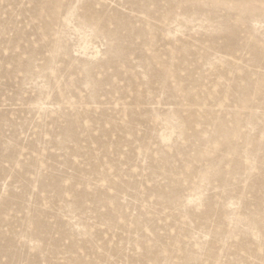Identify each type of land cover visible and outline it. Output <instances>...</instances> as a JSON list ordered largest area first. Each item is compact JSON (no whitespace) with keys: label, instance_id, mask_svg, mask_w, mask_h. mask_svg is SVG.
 I'll use <instances>...</instances> for the list:
<instances>
[{"label":"rangeland","instance_id":"1","mask_svg":"<svg viewBox=\"0 0 264 264\" xmlns=\"http://www.w3.org/2000/svg\"><path fill=\"white\" fill-rule=\"evenodd\" d=\"M75 2L0 0V264H264V14Z\"/></svg>","mask_w":264,"mask_h":264},{"label":"snow or ice","instance_id":"2","mask_svg":"<svg viewBox=\"0 0 264 264\" xmlns=\"http://www.w3.org/2000/svg\"><path fill=\"white\" fill-rule=\"evenodd\" d=\"M68 7L69 9V17L70 18H76L79 17L80 19L77 21L81 27H89L95 29L98 26V22L93 18L91 9L94 7H97L96 5H89L83 0H76L75 3H73L70 6H64ZM175 7H178L180 9L185 8H192V7H198L202 10L207 11L208 9L217 8V7H223L227 9L233 10V17L229 19V23H238L241 19L240 16H236L235 13L244 10V9H254L259 8L260 12L264 14V0H258V3L256 0H244L242 3H214V2H204L199 5H185L183 3L175 5Z\"/></svg>","mask_w":264,"mask_h":264}]
</instances>
